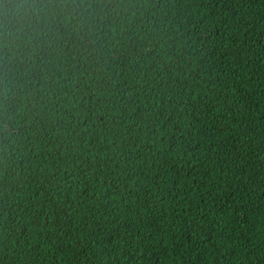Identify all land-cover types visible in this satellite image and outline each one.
Segmentation results:
<instances>
[{"label": "trees", "instance_id": "16d2710c", "mask_svg": "<svg viewBox=\"0 0 264 264\" xmlns=\"http://www.w3.org/2000/svg\"><path fill=\"white\" fill-rule=\"evenodd\" d=\"M0 264H264V0H0Z\"/></svg>", "mask_w": 264, "mask_h": 264}]
</instances>
